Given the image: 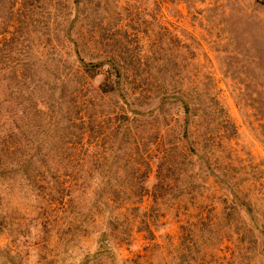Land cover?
Listing matches in <instances>:
<instances>
[{
	"label": "rangeland",
	"instance_id": "1",
	"mask_svg": "<svg viewBox=\"0 0 264 264\" xmlns=\"http://www.w3.org/2000/svg\"><path fill=\"white\" fill-rule=\"evenodd\" d=\"M0 264H264V0H0Z\"/></svg>",
	"mask_w": 264,
	"mask_h": 264
},
{
	"label": "water",
	"instance_id": "2",
	"mask_svg": "<svg viewBox=\"0 0 264 264\" xmlns=\"http://www.w3.org/2000/svg\"><path fill=\"white\" fill-rule=\"evenodd\" d=\"M125 101V100H124ZM125 103H126V101H125Z\"/></svg>",
	"mask_w": 264,
	"mask_h": 264
}]
</instances>
